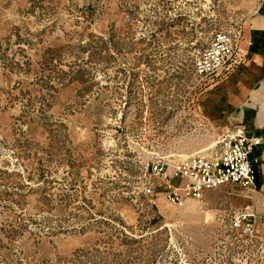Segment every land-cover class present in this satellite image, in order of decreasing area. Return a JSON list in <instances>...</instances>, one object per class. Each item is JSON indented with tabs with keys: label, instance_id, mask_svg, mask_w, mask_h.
<instances>
[{
	"label": "rangeland",
	"instance_id": "obj_1",
	"mask_svg": "<svg viewBox=\"0 0 264 264\" xmlns=\"http://www.w3.org/2000/svg\"><path fill=\"white\" fill-rule=\"evenodd\" d=\"M263 4L0 0V264H264L263 223L261 241L227 232L254 194L189 214L152 172L221 134L205 106L228 78L195 66Z\"/></svg>",
	"mask_w": 264,
	"mask_h": 264
},
{
	"label": "built area",
	"instance_id": "obj_2",
	"mask_svg": "<svg viewBox=\"0 0 264 264\" xmlns=\"http://www.w3.org/2000/svg\"><path fill=\"white\" fill-rule=\"evenodd\" d=\"M240 42V33L219 35L198 59L196 75L214 82L236 70L241 63ZM259 145L258 139L242 132H221L209 147L174 162L170 178L162 159L152 172L165 182L166 200L173 206H181L187 200L201 202L206 193L229 185L255 194L258 190L255 166L259 159L254 153ZM173 180L178 184L173 185ZM259 220V215L250 207L234 209L229 216L227 232L249 241L260 240L256 228Z\"/></svg>",
	"mask_w": 264,
	"mask_h": 264
},
{
	"label": "crops",
	"instance_id": "obj_3",
	"mask_svg": "<svg viewBox=\"0 0 264 264\" xmlns=\"http://www.w3.org/2000/svg\"><path fill=\"white\" fill-rule=\"evenodd\" d=\"M254 48V52H252ZM244 59L240 66L224 75L221 83L208 96L206 117L222 132H242L259 140L254 157L258 191L242 207H250L259 215L257 229L264 224V4L262 13L245 28L239 46ZM229 76V77H228ZM212 98H215L214 100Z\"/></svg>",
	"mask_w": 264,
	"mask_h": 264
},
{
	"label": "bare ground",
	"instance_id": "obj_4",
	"mask_svg": "<svg viewBox=\"0 0 264 264\" xmlns=\"http://www.w3.org/2000/svg\"><path fill=\"white\" fill-rule=\"evenodd\" d=\"M188 201H192V200H187V201H185L181 206H183L184 207V210L185 211H187V212H189V214L190 213H195V211H196V207H192L191 205H187L186 203L188 202ZM187 206H186V205Z\"/></svg>",
	"mask_w": 264,
	"mask_h": 264
},
{
	"label": "trees",
	"instance_id": "obj_5",
	"mask_svg": "<svg viewBox=\"0 0 264 264\" xmlns=\"http://www.w3.org/2000/svg\"><path fill=\"white\" fill-rule=\"evenodd\" d=\"M251 50H252V52H254V48H252Z\"/></svg>",
	"mask_w": 264,
	"mask_h": 264
}]
</instances>
